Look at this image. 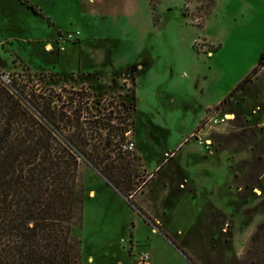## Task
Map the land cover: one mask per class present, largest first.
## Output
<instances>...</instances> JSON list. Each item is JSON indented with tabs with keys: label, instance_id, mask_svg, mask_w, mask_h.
I'll use <instances>...</instances> for the list:
<instances>
[{
	"label": "rangeland",
	"instance_id": "1",
	"mask_svg": "<svg viewBox=\"0 0 264 264\" xmlns=\"http://www.w3.org/2000/svg\"><path fill=\"white\" fill-rule=\"evenodd\" d=\"M17 1L0 12V36H14L1 55L8 66L19 55L0 80L79 93L100 118L87 142L100 155L117 148L119 114L140 145L120 163L144 183L129 197L150 220L132 210L130 229L127 202L81 165L84 194L85 183L97 191L82 264H130L145 249L151 264H189L175 244L196 264H264V65L222 101L264 58V0H27L39 13Z\"/></svg>",
	"mask_w": 264,
	"mask_h": 264
},
{
	"label": "trees",
	"instance_id": "2",
	"mask_svg": "<svg viewBox=\"0 0 264 264\" xmlns=\"http://www.w3.org/2000/svg\"><path fill=\"white\" fill-rule=\"evenodd\" d=\"M20 1L39 13L32 3ZM263 65L262 57L222 101ZM78 94L39 92L16 79L7 84L0 80V264H82L81 240L71 227L82 222L85 194L80 174L85 163L127 198L145 221L150 220L129 197L144 183L132 182L129 165L120 163V159L131 158L125 153L122 156L118 147L131 122L118 115L114 128L120 140L117 148L100 155L103 152L98 147L87 148L88 136L101 135L100 118ZM114 154L115 160L105 163ZM175 246L189 264H196Z\"/></svg>",
	"mask_w": 264,
	"mask_h": 264
},
{
	"label": "crops",
	"instance_id": "3",
	"mask_svg": "<svg viewBox=\"0 0 264 264\" xmlns=\"http://www.w3.org/2000/svg\"><path fill=\"white\" fill-rule=\"evenodd\" d=\"M15 2H17L18 3V1L17 0H15ZM20 2V1H19ZM20 5H22L23 4V2L21 3H19ZM25 4V3H24ZM5 5L6 4H4L3 3V0H0V12L1 11H3V10H8L6 7H5ZM25 7V6H24ZM26 8V7H25ZM14 39V36H11V35H5V36H0V70H8V69H12L13 67H15L16 66V62H18V58H19V55H18V52L16 53L15 51V53H13V54H11L10 55V58H11V63H12V65L11 66H8V65H6V63H5V61H4V55H1V53H5L6 52V50L4 49L5 48V46L7 45V44H9V43H11L12 42V40ZM42 42V41H41ZM57 43V42H56ZM59 43H57V45H58ZM43 46H44V49L46 50V51H51L52 50V48H53V45H52V42H50V41H47V42H44V44H43ZM59 46V45H58ZM58 46H55L56 47V49H57V52L59 51V47ZM49 47V48H48ZM61 52V51H60ZM59 53V52H58ZM60 54V53H59ZM22 64V63H21ZM135 103V102H134ZM208 110V109H207ZM204 116V115H203ZM202 116V117H203ZM201 117V118H202ZM201 120V119H200ZM200 120L198 121V122H200ZM198 122L196 123V125H194L190 130H192V129H194L196 126H197V124H198ZM189 130V131H190ZM134 136H135V134H134V128H133V132H132V137H133V139H134ZM135 147H136V152L138 153V155H140V145H139V142H137V143H135ZM175 148V147H174ZM174 148H169V147H165L164 148V150H163V152L161 153V157H160V159L158 160V162L156 163V165H155V168H154V170H152L151 171V178L156 174L155 173V171H157V169H160L162 166V164L161 163H163L165 160H166V158H168V154L169 153H171V152H173V150L172 149H174ZM139 149V150H138ZM141 157V156H140ZM142 161V160H141ZM144 164L145 163H143L142 162V166L144 167ZM144 169H145V167H144ZM147 171V170H146ZM102 179V178H101ZM151 180V179H150ZM104 182V184H105V181H103ZM111 190V191H113V192H115V193H117V195H119L121 198H123L126 202H127V198H125V197H123L121 194H119L116 190H114L108 183H106L105 184V188H107V187ZM139 188H141V187H139ZM135 193V192H134ZM133 194V193H132ZM96 195H97V191L94 189V188H87L86 187V183H85V195H84V201H83V210H82V222H81V225H80V227L78 228V230H77V234H78V237L80 238V240H81V256H82V259H83V252H82V245L84 244V240H83V236L81 235V233H80V230H82L83 229V227H84V225H85V210H86V202L88 201V199H94L95 197H96ZM127 204H128V202H127ZM137 204V203H136ZM138 205V204H137ZM138 207H139V205H138ZM142 208V207H141ZM140 208V209H141ZM143 209V208H142ZM133 209L129 206V204H128V206H127V209H126V213H127V215H126V221L128 222V223H130V227H129V229L133 226V221L131 220V217H130V211H132ZM134 211H136V210H134ZM137 213H139L138 211H136ZM140 214V213H139ZM142 217V216H141ZM143 219V218H142ZM144 220V219H143ZM145 221V220H144ZM146 222V221H145ZM147 223V222H146ZM224 227V226H223ZM224 229V228H223ZM130 231V230H129ZM150 231L151 232H153V233H156V232H154V229L151 227L150 228ZM129 233H131L132 234V231H130ZM166 238V237H165ZM172 243V242H171ZM99 249H102V247H100V248H98L97 250H99ZM146 250V249H145ZM102 251H104V250H102ZM149 252V251H148ZM128 256H129V254H128ZM129 259H130V256H129ZM87 261L89 262V261H93V256L89 253L88 255H87ZM131 264V263H130ZM149 264H151L150 263V259H149Z\"/></svg>",
	"mask_w": 264,
	"mask_h": 264
},
{
	"label": "built area",
	"instance_id": "4",
	"mask_svg": "<svg viewBox=\"0 0 264 264\" xmlns=\"http://www.w3.org/2000/svg\"><path fill=\"white\" fill-rule=\"evenodd\" d=\"M77 35H79L78 31L74 33H68V35L64 36L63 40L71 37L73 38L74 36ZM210 121L215 123L218 120L214 117ZM129 130L125 131L124 140L119 143V149L123 153L133 156L136 147H135V141L133 140L132 135L129 133ZM149 259H150L149 252L147 250H143L139 253L138 257L133 255L131 264H149Z\"/></svg>",
	"mask_w": 264,
	"mask_h": 264
},
{
	"label": "bare ground",
	"instance_id": "5",
	"mask_svg": "<svg viewBox=\"0 0 264 264\" xmlns=\"http://www.w3.org/2000/svg\"><path fill=\"white\" fill-rule=\"evenodd\" d=\"M232 115H227V113H225V118L226 119H232ZM256 193L259 194V190L256 189Z\"/></svg>",
	"mask_w": 264,
	"mask_h": 264
}]
</instances>
